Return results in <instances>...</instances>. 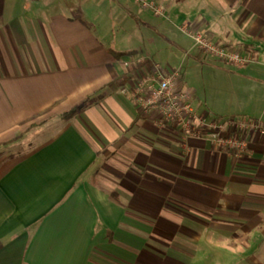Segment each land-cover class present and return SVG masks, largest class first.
<instances>
[{"label": "crops", "instance_id": "crops-1", "mask_svg": "<svg viewBox=\"0 0 264 264\" xmlns=\"http://www.w3.org/2000/svg\"><path fill=\"white\" fill-rule=\"evenodd\" d=\"M82 1L93 12L0 0V264H264V132H252L237 158L159 127L130 98L136 72L123 64L158 61L133 42L152 29L150 10ZM155 1L255 57L238 67L214 56L224 97L210 101L190 86L191 66L210 54L161 26L165 53L193 54L182 78L197 112L264 125V0ZM102 5L134 35L111 44L95 23ZM113 49L137 52L119 59Z\"/></svg>", "mask_w": 264, "mask_h": 264}, {"label": "built area", "instance_id": "built-area-1", "mask_svg": "<svg viewBox=\"0 0 264 264\" xmlns=\"http://www.w3.org/2000/svg\"><path fill=\"white\" fill-rule=\"evenodd\" d=\"M137 1L156 16L166 14L164 7L155 0ZM181 29L193 41L195 48L228 64L243 67L255 59L251 54L212 41L208 34L186 23ZM123 64L136 72L134 85L127 92L140 112L152 114L159 127L179 130L184 140L204 139L240 158L247 151L251 133L264 132L262 122L253 117L231 115L208 120L206 112H197L191 93L183 84L182 65L164 70L160 62L140 57L128 58Z\"/></svg>", "mask_w": 264, "mask_h": 264}, {"label": "rangeland", "instance_id": "rangeland-1", "mask_svg": "<svg viewBox=\"0 0 264 264\" xmlns=\"http://www.w3.org/2000/svg\"><path fill=\"white\" fill-rule=\"evenodd\" d=\"M63 7L67 6L70 8L75 4V8L81 10L82 8L85 9V11L89 14L92 11L91 7L89 8L87 3H84L82 0H63L62 3ZM119 6V5H118ZM138 6H141L139 3ZM82 7V8H81ZM142 7V6H141ZM117 8V7H115ZM100 13H104L105 17H102L101 19L95 18V23L99 27V31L102 33H107V40L111 42V44L115 45V40L121 41L123 40L122 37L128 35L129 33L134 35L135 28L131 29V27H127V33H123L125 30L124 27L122 29V23L120 22V19L118 20H111L108 18V13L110 11V8L108 5H102L99 8ZM165 9V8H164ZM69 10V9H68ZM118 10V8H117ZM150 10V9H148ZM166 10V9H165ZM143 12V11H142ZM140 11V14L142 13ZM149 14V28L151 27L150 31L145 32L144 35L142 34V37L134 39L133 42L138 41V46L140 48H143L145 50L155 52L156 59L160 61L162 67L164 68V65H167V63H170L172 61L176 65L187 67L189 65V62L192 61V53L187 52L185 49L180 54L176 55H170L168 52L165 53L162 48L166 47L167 44L170 43V40L165 38V36L162 34L163 29L161 26H163L166 30H169V32H173L176 34V36L181 35L182 39H187V47H189V42H191L190 38L182 31L181 27L184 23L178 22V20L166 10V14L163 16H156L153 11H147ZM147 13H143L142 15H147ZM138 28V27H137ZM122 35V37H121ZM171 35V34H170ZM183 36V37H182ZM172 37V36H171ZM172 42V41H171ZM140 44V45H139ZM118 47H121V44H118ZM137 47V46H135ZM175 53V52H174ZM182 63V64H181ZM180 64V65H179ZM164 70H166L164 68ZM191 76L193 77V81L191 82V89H194L197 94L200 95V93L206 95L210 101H214L215 99L219 100V97H224V64L216 62L214 56H211L207 58L205 64H199L197 65L196 69H190Z\"/></svg>", "mask_w": 264, "mask_h": 264}, {"label": "trees", "instance_id": "trees-1", "mask_svg": "<svg viewBox=\"0 0 264 264\" xmlns=\"http://www.w3.org/2000/svg\"><path fill=\"white\" fill-rule=\"evenodd\" d=\"M113 51L115 52V55L116 57H118L119 59L120 58H123V57H130V56H133V54L135 52H137V50H131V51H124V52H120V51H116L113 49ZM77 108H74L68 112H66L65 114H63V118L65 119H69L71 118L73 115H75L77 113Z\"/></svg>", "mask_w": 264, "mask_h": 264}]
</instances>
